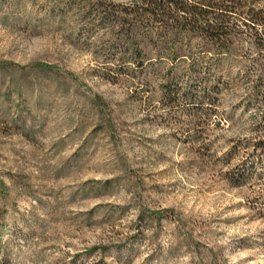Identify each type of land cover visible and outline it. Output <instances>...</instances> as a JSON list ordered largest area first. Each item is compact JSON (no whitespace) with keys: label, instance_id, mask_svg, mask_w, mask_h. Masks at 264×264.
Wrapping results in <instances>:
<instances>
[{"label":"rangeland","instance_id":"rangeland-1","mask_svg":"<svg viewBox=\"0 0 264 264\" xmlns=\"http://www.w3.org/2000/svg\"><path fill=\"white\" fill-rule=\"evenodd\" d=\"M100 2L0 0V264H264L250 40L228 91L121 76Z\"/></svg>","mask_w":264,"mask_h":264},{"label":"trees","instance_id":"trees-1","mask_svg":"<svg viewBox=\"0 0 264 264\" xmlns=\"http://www.w3.org/2000/svg\"><path fill=\"white\" fill-rule=\"evenodd\" d=\"M263 5L264 0H141L122 6L101 0L96 22L102 28L109 25L116 35L121 51L115 60L128 63L121 76H130L132 66L146 76L159 75L168 62L177 63L179 82H199L214 94L231 89L225 66L249 39L256 55L242 81L254 84L250 100L264 110Z\"/></svg>","mask_w":264,"mask_h":264}]
</instances>
